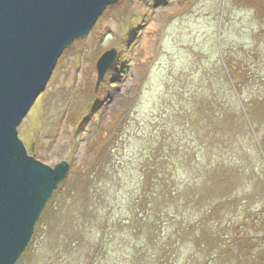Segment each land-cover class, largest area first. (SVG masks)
<instances>
[{"label":"rangeland","instance_id":"374dc122","mask_svg":"<svg viewBox=\"0 0 264 264\" xmlns=\"http://www.w3.org/2000/svg\"><path fill=\"white\" fill-rule=\"evenodd\" d=\"M111 48L116 61L97 84L96 62ZM17 129L37 159L67 160L73 180L90 165L99 136L105 139L103 167L58 194L68 206L100 191L99 212L131 207L143 195L145 167L155 163L161 180L153 209L169 203L173 214L165 220L160 211L156 221L174 235L183 220L193 228L188 239L217 246L200 252L193 241L194 259L184 250L175 264L264 260V14L252 5L118 0L63 50ZM238 227L258 238L249 255L234 247ZM43 250L34 246L20 264H46Z\"/></svg>","mask_w":264,"mask_h":264},{"label":"water","instance_id":"95a60500","mask_svg":"<svg viewBox=\"0 0 264 264\" xmlns=\"http://www.w3.org/2000/svg\"><path fill=\"white\" fill-rule=\"evenodd\" d=\"M118 0H0V264H15L70 163L29 154L18 124L45 88L56 61ZM116 48L97 60V84Z\"/></svg>","mask_w":264,"mask_h":264},{"label":"trees","instance_id":"16d2710c","mask_svg":"<svg viewBox=\"0 0 264 264\" xmlns=\"http://www.w3.org/2000/svg\"><path fill=\"white\" fill-rule=\"evenodd\" d=\"M234 1L252 5L255 10L264 14V0ZM110 6L112 4L106 8ZM229 65L232 66V69L235 68L231 63ZM242 107L240 108L242 109ZM218 143V146L224 149L222 147L224 143L221 144L220 140ZM91 146L92 144H89L90 148ZM101 147H103L102 151H100ZM106 147L105 139L99 136L97 149L91 158L90 165L88 164V168L85 170L80 168L79 174L74 180L71 179L72 173H68L65 180L53 191L35 224L29 244L15 264H20L33 251V247L38 245H40V248L45 249L43 252L48 258L46 264H175L185 251L189 253L186 258L187 261L194 259L195 251H191L188 248L193 241V247H196V251L207 250L211 254V251L217 248L211 240L188 239L192 234L193 228H188V225L183 226V220L180 221L179 226L171 230L174 235L165 233L167 226H165L163 221L161 223L156 221V218L160 216V211L165 220L167 218L172 219L173 214H170L169 203L165 204L162 210L160 208L153 209L157 194L155 188L158 187L161 180L155 163L145 167L147 170L146 173H143V195L138 197L139 199H136L131 207L126 205L123 207V205L120 206L118 204L110 206L103 212H99L100 208L97 207V204L100 205L101 199L97 198V196L103 195L100 191L93 195L88 193L82 196V203L83 201L86 202L82 206L81 203L77 205L74 201H72L73 203L66 201L70 204L69 206L65 201H57L58 194L67 184L86 183L94 177L91 172L96 167H103L105 161L102 162V156L106 155ZM235 151V148H232V152ZM237 163L236 159L232 163L223 162L220 166L224 164L236 165ZM151 175H155V177H151ZM147 189L152 192H146ZM66 196H68L67 198H72L70 193L63 195V197ZM106 200L108 204L109 200ZM191 211H194L193 207H191ZM192 212H188V215ZM238 230L234 240V247L238 245L241 253L249 255L252 253L256 241L258 242V238L250 236L246 231H241L239 227ZM42 233L46 237L42 243H39L38 238H40ZM185 239L188 240L186 244L184 242ZM233 244L231 243L229 246L233 248ZM224 250L227 253L230 251L226 247ZM217 253L219 254L218 249ZM257 257L251 258V263L264 264L263 258ZM35 258V262H37V257ZM208 259L212 258L209 257Z\"/></svg>","mask_w":264,"mask_h":264},{"label":"bare ground","instance_id":"6f19581e","mask_svg":"<svg viewBox=\"0 0 264 264\" xmlns=\"http://www.w3.org/2000/svg\"><path fill=\"white\" fill-rule=\"evenodd\" d=\"M126 87H127V85H126V84H123V85H121L119 88H118V87H117V88H118L121 92H123V91L126 90ZM112 88H113V89H117L116 87H112ZM113 89H112V91H114ZM109 105H111V104H109Z\"/></svg>","mask_w":264,"mask_h":264}]
</instances>
